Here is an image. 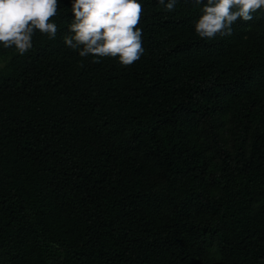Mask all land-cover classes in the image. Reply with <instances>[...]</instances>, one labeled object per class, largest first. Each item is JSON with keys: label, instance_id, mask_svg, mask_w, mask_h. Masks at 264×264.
Returning <instances> with one entry per match:
<instances>
[{"label": "trees", "instance_id": "obj_1", "mask_svg": "<svg viewBox=\"0 0 264 264\" xmlns=\"http://www.w3.org/2000/svg\"><path fill=\"white\" fill-rule=\"evenodd\" d=\"M0 44V264H264V10L138 0L140 59ZM98 61V62H94Z\"/></svg>", "mask_w": 264, "mask_h": 264}, {"label": "clouds", "instance_id": "obj_2", "mask_svg": "<svg viewBox=\"0 0 264 264\" xmlns=\"http://www.w3.org/2000/svg\"><path fill=\"white\" fill-rule=\"evenodd\" d=\"M173 11L178 0H157ZM202 5L194 30L201 38L230 36L238 20L250 21L264 10V0H191ZM57 0H0V44L14 47L20 55L32 48L35 30L55 39L57 25L49 22L57 14ZM72 22L64 44L80 57H113L129 66L143 54L142 30L137 27L143 12L138 0H72ZM98 62V61H94Z\"/></svg>", "mask_w": 264, "mask_h": 264}, {"label": "rangeland", "instance_id": "obj_3", "mask_svg": "<svg viewBox=\"0 0 264 264\" xmlns=\"http://www.w3.org/2000/svg\"><path fill=\"white\" fill-rule=\"evenodd\" d=\"M7 60V57H0V66L3 65Z\"/></svg>", "mask_w": 264, "mask_h": 264}]
</instances>
